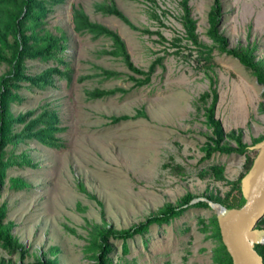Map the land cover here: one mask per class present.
I'll use <instances>...</instances> for the list:
<instances>
[{
  "label": "rangeland",
  "instance_id": "1",
  "mask_svg": "<svg viewBox=\"0 0 264 264\" xmlns=\"http://www.w3.org/2000/svg\"><path fill=\"white\" fill-rule=\"evenodd\" d=\"M109 1L64 0L46 18L45 28L65 39L67 48L61 55L67 67L30 62V73L57 65L62 71L69 69V78L57 79L46 90L23 89V101L13 110H54L64 129L58 134L64 147L56 150L28 142L14 150L26 151L34 166L6 171L0 206L6 204L4 223L13 224L11 233L27 254L21 260L19 254L0 248V257L10 264H34L38 259L44 264H94L85 252L93 225L105 222L115 230L127 229L166 205L179 206L190 194L194 197L190 203L178 207L189 206L186 211L129 240L126 255L120 241L112 242V264H218L217 242L211 236V219L217 214L205 200L224 199L234 206L238 198L234 182L245 173L246 157L215 152L204 159V147L212 137L205 107L214 87L215 118L226 134L235 131L250 147L264 136V87L238 60L217 50L212 70L197 64L198 54L185 40L180 23L182 0H112L136 29L95 10L96 4ZM213 1H188L199 40L209 47L213 42L206 33ZM78 6L92 22L120 36L137 68L147 71L163 57V66H156L149 84L134 86L132 72L121 58L105 53L113 48L109 39L74 31L72 9ZM222 9L220 32L229 48L249 45L264 60V0H222ZM101 69L120 76L105 79ZM6 71L0 65V76ZM94 89L118 91L91 100L86 91ZM138 111L146 118L111 122V117L134 116ZM227 146L235 142L227 139ZM213 165L222 168V179L210 170ZM10 178L24 180L27 187L11 189ZM201 202L208 207L192 206Z\"/></svg>",
  "mask_w": 264,
  "mask_h": 264
},
{
  "label": "trees",
  "instance_id": "2",
  "mask_svg": "<svg viewBox=\"0 0 264 264\" xmlns=\"http://www.w3.org/2000/svg\"><path fill=\"white\" fill-rule=\"evenodd\" d=\"M64 0H0V65H5L7 71L0 76V192L6 179V171L12 167H33L32 159L26 151L15 154V149L21 145L35 142L47 148L61 149L64 147L63 140L58 136L64 129L59 127V117L54 110L42 109L39 113L35 110L15 113L14 105L23 101L20 92L23 89L46 90L55 86L57 79L61 77L69 78V69L62 71L59 67L49 66L40 73H30V62H56L67 67V63L62 57V53L67 46L64 44V37L57 36L48 31L45 26L46 18L55 5H60ZM189 0L180 2L182 14L180 23L185 33V40L194 47L198 54L196 62L199 66L207 70H212L215 66L213 57L214 50L220 54L231 56L247 69L257 80L259 85L264 87V60L258 59L254 54L255 48L249 45L245 47L229 48L228 39L220 32L221 18L223 14L222 0H214L208 12L207 36L213 42L209 47L199 40L197 33V22L192 17L191 9L188 5ZM95 10L104 15L115 16L126 25L136 29L128 18L120 12L112 0L109 3L96 4ZM157 19V16H153ZM72 22L74 31L80 35L88 34L92 39L106 38L112 42V50L105 51L106 54L120 57L126 68L132 72L129 79L134 82V86L142 87L150 83L151 76L155 72L156 66H163V57L156 59L148 68L143 71L137 68L131 61L127 52L126 45L120 36L113 30L102 24L92 22L81 7H73ZM180 52V51H179ZM181 53V52H180ZM102 75L106 78H116L120 74L113 71L101 69ZM213 72V71H212ZM139 75V76H136ZM211 83L214 78L211 76ZM211 85V86H212ZM212 100L205 107L207 124L212 129V137L204 151V159L210 158L215 152L238 153L246 157L244 163L245 173L249 171L253 160L257 154L256 150L250 151L249 146L242 142L239 134L231 131L226 134L220 120L215 118V107L218 95L214 87H211ZM118 89L86 91L87 98L91 100L113 96ZM138 117L146 118L142 111H138L134 116L111 117L112 123H119L128 119ZM229 139L235 142V146H225V141ZM264 139V136L256 139L254 144ZM253 144V145H254ZM252 145V146H253ZM251 147V146H250ZM216 179H222V168L211 166ZM243 175V176H244ZM242 176V177H243ZM240 177L234 182L238 193L237 202L233 205L228 204L224 199L207 197L210 201L220 203L229 208H240L244 204V198L240 187ZM9 187L13 190H22L27 187L24 180L20 178H10ZM82 190H84L81 187ZM237 197V196H236ZM194 197L190 194L184 196L179 206L166 205L160 209L157 215H152L144 221L133 225L127 229L115 230L108 227L104 222L102 225H93L89 231L85 252L90 254L94 264H112L111 255L114 251L112 242L120 241L122 244V254L128 253L127 242L137 236H144L148 233L152 225L162 226L171 220L179 217L187 208L178 207L187 205ZM193 207L204 206L206 203H197ZM6 204L0 206V248L8 254H19L20 259L24 260L27 252L23 250L22 244L11 233L12 223L6 222ZM216 210H220L216 207ZM212 238L217 242L214 260L218 264H232V260L224 244L222 243L217 218L211 219ZM256 229H264V216L258 221ZM256 251L263 259L264 263V243L255 245ZM0 264H10L0 257ZM34 264H44L37 260ZM46 264H54L47 262Z\"/></svg>",
  "mask_w": 264,
  "mask_h": 264
},
{
  "label": "water",
  "instance_id": "3",
  "mask_svg": "<svg viewBox=\"0 0 264 264\" xmlns=\"http://www.w3.org/2000/svg\"><path fill=\"white\" fill-rule=\"evenodd\" d=\"M249 149L256 150L257 154L240 181L244 204L240 208L226 209L205 200L212 209L218 205L227 212L222 218L217 215V221L232 264H264L255 249L256 244L264 243V231L255 228L264 216V139Z\"/></svg>",
  "mask_w": 264,
  "mask_h": 264
},
{
  "label": "bare ground",
  "instance_id": "4",
  "mask_svg": "<svg viewBox=\"0 0 264 264\" xmlns=\"http://www.w3.org/2000/svg\"><path fill=\"white\" fill-rule=\"evenodd\" d=\"M216 207H219L220 210H216ZM213 210L216 212V214H217L220 218L226 216V214H227V212H226L223 208H221L220 206H218V205H214V206H213Z\"/></svg>",
  "mask_w": 264,
  "mask_h": 264
}]
</instances>
